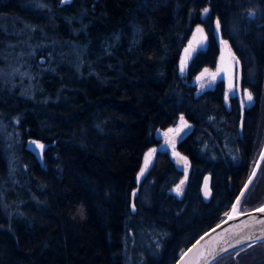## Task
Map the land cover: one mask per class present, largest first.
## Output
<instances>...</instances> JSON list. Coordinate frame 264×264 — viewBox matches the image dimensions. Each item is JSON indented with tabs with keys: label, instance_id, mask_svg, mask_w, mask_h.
I'll return each mask as SVG.
<instances>
[{
	"label": "trees",
	"instance_id": "obj_1",
	"mask_svg": "<svg viewBox=\"0 0 264 264\" xmlns=\"http://www.w3.org/2000/svg\"><path fill=\"white\" fill-rule=\"evenodd\" d=\"M217 21L240 66L236 95L224 79L192 82L215 68ZM199 23L208 46L181 73ZM30 46L47 59L23 55L34 92L19 75L0 80V119L14 130L12 155L0 136V264H127L126 237L143 227L164 236L147 264H174L230 210L264 144V0H0V59L18 64ZM182 115L197 127L181 144L193 169L178 198L168 151L138 174L157 131ZM38 140L41 155L28 147ZM249 194L243 210L264 202V162ZM221 264H264V241Z\"/></svg>",
	"mask_w": 264,
	"mask_h": 264
},
{
	"label": "water",
	"instance_id": "obj_2",
	"mask_svg": "<svg viewBox=\"0 0 264 264\" xmlns=\"http://www.w3.org/2000/svg\"><path fill=\"white\" fill-rule=\"evenodd\" d=\"M197 27L203 29L202 34L196 33ZM194 33L199 38L201 35L206 39L203 40L202 44H196L195 47L199 49H205L208 46V39L205 33V29L202 23L197 25ZM193 35L191 36V40L193 39ZM218 42L220 43V51L217 63L215 65V70L218 67H223L226 69L225 72L221 73V76L227 82V87L229 82L233 84V91L235 94L241 91L240 83L236 88V82L240 80L241 71L240 66H236L235 64V52L231 46L230 40L224 37L221 34L219 28L216 31ZM190 40V41H191ZM188 47V46H187ZM184 56V50L182 53V57ZM223 57V59H221ZM209 70V69H208ZM210 71V70H209ZM201 72L199 73V75ZM198 75V76H199ZM220 78V77H219ZM221 79V78H220ZM198 80L195 78V82ZM213 86L212 84L209 86ZM228 99V98H227ZM226 99V101H227ZM184 118V122L187 123L188 127L185 128L183 131L177 135L176 133H169L166 137L164 135L167 130H158L156 133L157 137H165L166 140L164 144L161 146L160 150L168 151L169 157L177 167L179 171L183 173L182 178L176 184L170 186L169 192L171 194L176 195L178 198H182L183 196V189L189 181L191 171L193 169L192 158L189 154L185 153L181 149V144L186 141L196 130L197 124L196 122L192 121L186 115H182ZM180 124V118L178 123L174 127V129ZM242 129V122L240 124V130ZM172 139L175 142V147L169 143L168 141ZM42 146V147H41ZM45 148L44 143H35L33 146V150L36 153H40ZM149 150L146 152L148 153ZM175 153H179V156L174 155ZM262 154H264V144L260 156L251 171L255 169L256 175L254 177H248L245 184H248V188L245 189L244 186L240 189L239 193L237 194L230 210L226 212L223 217L217 222L215 225L210 227L204 233H202L198 238H196L178 257L174 264H215L218 260L224 258L226 259L227 256L233 255L236 259L238 255L245 251L248 248L256 245L257 243L264 241V223H260L259 221L264 220V213L257 212L256 209L260 207H264V202L251 208L248 210L242 209V202L243 199L248 192L249 188L252 186L253 182L255 181L262 165L264 159H261ZM183 157L184 159H181ZM145 161V156H144ZM144 161L142 164V168H144ZM154 162V154L152 155L151 162L149 163L148 167L144 170L143 175H141V170L138 174V182H141L143 178L146 176L150 168L152 167ZM141 168V169H142ZM251 177V183H249V179ZM181 181L184 183L181 185ZM177 186H180V191L177 192ZM241 192L244 193L241 196ZM139 194V188H135L133 191V201H132V212H136V203H135V196ZM237 197H240L241 202L237 206V212H232V207L237 202ZM227 214V215H226ZM234 216L233 219H229V216ZM226 221V222H225ZM219 225V227H217ZM215 230V231H213ZM207 234V235H206ZM203 237V239H201ZM199 241V244H197ZM239 241V242H238ZM191 249V251H189ZM184 253H187L185 256ZM222 259V261L224 260ZM222 261L219 263L221 264Z\"/></svg>",
	"mask_w": 264,
	"mask_h": 264
},
{
	"label": "rangeland",
	"instance_id": "obj_3",
	"mask_svg": "<svg viewBox=\"0 0 264 264\" xmlns=\"http://www.w3.org/2000/svg\"><path fill=\"white\" fill-rule=\"evenodd\" d=\"M207 39H208V33L205 31ZM49 42L47 39H43L39 42L38 46H41L44 43ZM27 45V44H26ZM33 47V45H32ZM25 50L27 49L26 47H24ZM31 46L30 49L27 51L26 54H20V55H15L13 57L16 58V60L18 61V64L14 63L16 62L15 60L11 61L10 58H3L2 60L0 59V64L1 68H0V80L6 82L8 80L16 82V78H18V75L22 78L21 80V84H23L24 87H26L25 85L27 84V89H31L29 90L30 92H34L33 91V87L37 86L38 84L36 82H34V73L31 72V70L28 68H25V70L21 69V67H23L25 64V62L22 60L23 55L29 56L30 53L35 52V51H31ZM195 51L192 53L191 57L188 60L187 63V67L192 59V57L197 53V51L199 50V48L195 47ZM12 57V56H11ZM47 61L46 57L44 55L41 56H29V60L28 63L30 62V64L33 61ZM71 61L68 59L65 62H61L60 65L61 66H70ZM235 64L237 66L238 62L237 59L235 58ZM187 67L184 71V73H186ZM204 69H209V68H203L200 72H202ZM209 72H215V69H209ZM198 72L193 78H192V82L196 84L197 86V91H202L203 89L207 88L208 86H210L211 84L213 86L216 85V83L218 82V80L220 79L219 77H217L216 80H211L210 77L205 76L202 80H199L197 82H195V78L199 75ZM226 81V80H225ZM13 82H11V84H13ZM204 84V87L201 88V84ZM227 84V82H226ZM41 88V87H40ZM236 88H237V83H236ZM228 96L231 95V92H229V90L227 91ZM251 94L253 99H252V103L255 102V97L253 95V93L248 92L247 90H243L242 94H243V98L244 101L246 102V96L247 94ZM2 118L0 119V136L2 139V147L4 149H6L8 151V153L11 152V155L13 153L12 151V140H13V136H14V130L9 128L8 126H6L5 124H3L2 122ZM159 139V144L156 146H153L150 149H159L161 148V146L164 144L166 138L165 137H158ZM35 143H41L42 141H30L28 143V147L32 148L34 146ZM264 143V142H263ZM258 144V143H257ZM259 148V147H258ZM263 148V144L262 146H260V149H257L255 158H254V162H253V168L260 156V153L262 151ZM149 149V150H150ZM41 155V153H39ZM184 191V189H183ZM207 192V190H206ZM245 197H250V194L247 196L245 195ZM244 197V198H245ZM242 207L243 203H242ZM164 245V236L163 233L161 232H155L153 230H149L146 228H139L136 231H132L130 234H128V236L126 237V246H125V255H126V261L127 264H147L149 262V260H156L159 259V257L161 256V252H162V248Z\"/></svg>",
	"mask_w": 264,
	"mask_h": 264
},
{
	"label": "snow or ice",
	"instance_id": "obj_4",
	"mask_svg": "<svg viewBox=\"0 0 264 264\" xmlns=\"http://www.w3.org/2000/svg\"><path fill=\"white\" fill-rule=\"evenodd\" d=\"M62 2H67V0H62ZM208 11H209L208 8H204L203 9V12L204 13H208ZM217 28H219V21H217ZM202 32H203V29L197 27L196 33L202 34ZM204 39H206V38L203 37L202 35L199 38L197 37L196 34L193 35V39L191 41H189L188 47H186L184 49V56L181 58V61H180V72L181 73H184V71H185V69L187 67V63H188L189 58L191 57L192 53L196 50L195 49V45L196 44H202ZM221 59H223V57ZM225 71H226V69L223 68V67H218L215 72H209L208 69H204L201 72V74L196 77V79L199 81V80H202L205 76L210 77L211 80H216L217 77H220L221 79H223V77L221 76V73L222 72H225ZM203 87H204V84L202 83L201 84V88H203ZM228 90H229V92L232 93V95H235V92L233 91V84L231 83V81L229 82ZM225 98L227 99V94H226V97ZM252 99H253L252 95L250 93L247 94V100L248 101H251ZM187 127H188L187 123L184 122V118H183V116H181L180 117V124L175 129H171V128L168 129L167 132L164 133V135L166 137L169 135V133H176L177 135H179V133L181 131H183L185 128H187ZM168 142L173 145V148L175 147L174 140L170 139ZM155 151H156L155 149H150L149 152L145 154L144 168L141 169V173H140L141 175H143L144 170L148 167L149 163L151 162L152 155L155 153ZM174 155L179 156V153H175L174 152ZM181 159H184V158L181 157ZM261 159H264V154H262ZM255 175H256V172H255V169H254L253 172H252V174H251V176L254 177ZM180 183L182 185L184 183V181H181ZM249 183H251V177L249 179ZM244 187H245V189H247L248 188V184H245ZM176 191L177 192L180 191V186H177ZM207 194L208 193L205 192V195H207ZM243 195H244V193L241 192V196H243ZM240 202H241L240 197H237V202L232 207V212L233 213H236L237 212V206L240 204ZM256 211L257 212L264 213V207H260V208L256 209ZM228 218L229 219H233L234 216H231L230 215ZM259 222L260 223H264V220H261ZM217 227H219V225ZM213 231H215V230H213ZM201 239H203V237H201ZM197 244H199V241H197ZM189 251H191V249ZM184 255L186 256L187 253H184Z\"/></svg>",
	"mask_w": 264,
	"mask_h": 264
},
{
	"label": "flooded vegetation",
	"instance_id": "obj_5",
	"mask_svg": "<svg viewBox=\"0 0 264 264\" xmlns=\"http://www.w3.org/2000/svg\"><path fill=\"white\" fill-rule=\"evenodd\" d=\"M236 83H237V86H238V84H239V83H238V81H237ZM208 87H209V86H208ZM212 87H213V86H211L210 88H212ZM235 95H236V94H235ZM228 257L230 258V257H231V255H230V256H228Z\"/></svg>",
	"mask_w": 264,
	"mask_h": 264
},
{
	"label": "bare ground",
	"instance_id": "obj_6",
	"mask_svg": "<svg viewBox=\"0 0 264 264\" xmlns=\"http://www.w3.org/2000/svg\"><path fill=\"white\" fill-rule=\"evenodd\" d=\"M190 40H191V38H190ZM218 60V59H217ZM217 63V62H216Z\"/></svg>",
	"mask_w": 264,
	"mask_h": 264
}]
</instances>
